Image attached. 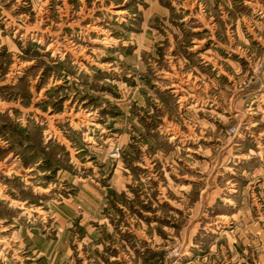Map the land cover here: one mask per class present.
Listing matches in <instances>:
<instances>
[{"label": "rangeland", "instance_id": "374dc122", "mask_svg": "<svg viewBox=\"0 0 264 264\" xmlns=\"http://www.w3.org/2000/svg\"><path fill=\"white\" fill-rule=\"evenodd\" d=\"M0 264H264V0H0Z\"/></svg>", "mask_w": 264, "mask_h": 264}, {"label": "built area", "instance_id": "2783aa9c", "mask_svg": "<svg viewBox=\"0 0 264 264\" xmlns=\"http://www.w3.org/2000/svg\"><path fill=\"white\" fill-rule=\"evenodd\" d=\"M115 156V155H114Z\"/></svg>", "mask_w": 264, "mask_h": 264}]
</instances>
